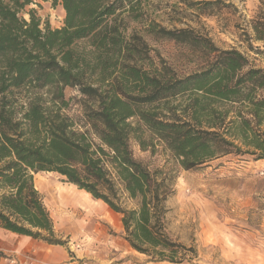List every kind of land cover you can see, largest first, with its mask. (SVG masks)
<instances>
[{
	"label": "trees",
	"instance_id": "1",
	"mask_svg": "<svg viewBox=\"0 0 264 264\" xmlns=\"http://www.w3.org/2000/svg\"><path fill=\"white\" fill-rule=\"evenodd\" d=\"M31 2L0 0V228L66 244L33 181L55 172L120 214L136 252L196 264L195 249L166 232L170 168L150 167L131 144L150 156L160 148L185 170L225 155L263 160L264 68L237 47L152 25L157 37L198 49L204 60L183 76L165 63L146 65L147 51L143 57L123 21L138 18L137 0H51L64 10L57 28L33 9L24 18ZM241 30L246 50L264 57V0ZM66 87L79 97H66Z\"/></svg>",
	"mask_w": 264,
	"mask_h": 264
},
{
	"label": "rangeland",
	"instance_id": "2",
	"mask_svg": "<svg viewBox=\"0 0 264 264\" xmlns=\"http://www.w3.org/2000/svg\"><path fill=\"white\" fill-rule=\"evenodd\" d=\"M137 1L138 18L132 20L124 14L123 21L127 25L126 34L134 33L140 38L136 42L143 50V57L147 51L146 65L165 63L183 76L198 70L204 60L203 52L198 49H187L157 37L150 32L152 25L155 31L161 28L190 29L195 35L211 39L216 47H237L246 51L257 66L264 68V57L247 51L246 42L240 41L243 40L241 27L254 15L258 0H209L212 4L207 5L197 4L200 0ZM30 9L41 22L47 21L51 27L63 25L64 10L60 4L54 5L51 0H32L21 13L24 18H28L26 11ZM252 45L261 46V43L252 41ZM17 95L24 96L22 92ZM64 95L79 97L80 94L77 89L66 87ZM131 146L135 157L150 167L166 164L170 168L174 193L166 202V232L172 240L195 249L193 263L264 264V159L225 155L196 169L185 170L174 164L169 154L161 152L160 148L150 156L135 142ZM34 180L54 227L67 229L74 240L91 236V223L96 219L83 216L79 207L61 204L51 197L57 196L59 188L71 187V184L55 172L34 173ZM118 220L120 214H116L115 221ZM104 225L107 234L124 238L122 225L121 229L117 224ZM59 237L68 238L60 233ZM147 261L151 262L148 256L141 264Z\"/></svg>",
	"mask_w": 264,
	"mask_h": 264
},
{
	"label": "crops",
	"instance_id": "3",
	"mask_svg": "<svg viewBox=\"0 0 264 264\" xmlns=\"http://www.w3.org/2000/svg\"><path fill=\"white\" fill-rule=\"evenodd\" d=\"M34 185L37 188L36 180ZM51 197L61 204L79 207L83 216L96 219L95 223H91V236L74 240L67 229L54 227L58 236L60 233L68 237L66 244L55 245L0 228V264H141L143 258H146L133 251L124 238L106 233L104 223L117 224L118 229L123 226L121 215L120 221H115L118 213L100 199H94L73 185L59 188L57 196Z\"/></svg>",
	"mask_w": 264,
	"mask_h": 264
}]
</instances>
